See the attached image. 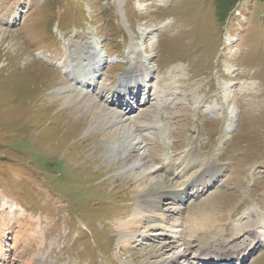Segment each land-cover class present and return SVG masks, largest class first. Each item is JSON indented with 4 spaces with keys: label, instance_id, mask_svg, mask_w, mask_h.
Instances as JSON below:
<instances>
[{
    "label": "rangeland",
    "instance_id": "rangeland-1",
    "mask_svg": "<svg viewBox=\"0 0 264 264\" xmlns=\"http://www.w3.org/2000/svg\"><path fill=\"white\" fill-rule=\"evenodd\" d=\"M75 48L89 54L82 67L98 65L85 94L105 108L108 136L89 133L80 101L51 100L77 84ZM134 61L151 88L120 118L125 146L108 149L120 100L109 107L99 86ZM142 172L179 188L201 172L217 180L180 214L149 197L161 208L122 226L145 212ZM193 214L211 225L157 255L163 218ZM185 249L162 264L239 249L241 264H264V0H0V264H159Z\"/></svg>",
    "mask_w": 264,
    "mask_h": 264
},
{
    "label": "bare ground",
    "instance_id": "bare-ground-1",
    "mask_svg": "<svg viewBox=\"0 0 264 264\" xmlns=\"http://www.w3.org/2000/svg\"><path fill=\"white\" fill-rule=\"evenodd\" d=\"M88 48L89 47L87 46V49ZM82 51L79 50L78 48L77 49L75 48L73 50V53L71 54V63L73 66H76L73 69L75 76H73L71 78V80L77 82V84H72L69 87L65 88L63 91L56 93V95H55L56 98L51 99V100H55V101L62 100L63 104L65 106H72V105H75L76 103H78V101H80L79 104H76V105H79V107H81V108L83 106L86 107V108H83V111H81V112L83 114L87 113L86 114L87 116H91L92 122L90 121L89 124L92 125V128H95V129L91 130L89 133L98 131V133L100 135H102L103 137L108 136V133L104 132L106 130V128H103V126L106 124L104 122H106V117H107V115H102L103 112H104V114L106 113L105 108L102 109L101 107H99L98 104H96L94 102L95 96L91 95L88 97L87 94H85L86 91L88 92V89L95 88L97 85V81L95 80V78L90 76V75H87L85 73L92 69L91 71L95 72L94 76H97V78H98V76L100 75V72H97V70H96L98 68V65L95 67L91 66V65H89V67H82L81 64L83 63V61H85L89 57V54L87 52H84L83 49H82ZM134 62L136 63V61H134ZM95 65H96V63H95ZM145 65H146V61H145ZM37 66H39L40 68H43L40 65H37ZM142 67H143V64L136 63L134 65L131 62V64L128 66L127 70L122 75L123 78L121 79V77H120L121 80L119 79L120 81L118 80L119 82L112 88L111 87L109 88L108 86L106 87L105 81H103V84L100 83V85L102 84L101 86H99V88L101 89V91H100L101 93H99L97 95V97L99 96L102 99V97H104V93H106V95L109 94V96H106L107 99L105 100L106 103H108V105L113 103L114 100L123 101V102L119 101V106H118L119 110L118 111H112L111 110L114 115L115 114L118 115L116 118L119 117V120L117 122L122 123V124L118 125L122 129V132L117 133L114 131L113 132L110 131L111 135H110L109 139H106L108 141L107 142L108 143V146H107L108 149H111L113 147L119 148L120 146H122V147L125 146L123 144H120V141L123 140L125 142L124 139L127 138L128 133H124V129L126 126H125V124L123 125V121H121L120 118H124L125 116H128V114L132 113L134 111V109L136 108V104L139 101L140 96L144 94L143 92L146 91L148 93L149 88H151L150 85L148 84L149 80H147V79H149L147 76L150 75V73H147V72H146V74L143 73V76H141V77H138L139 75L136 76L137 73H139L142 70ZM144 77H147V79H145ZM107 90H109V91L106 92ZM134 90L137 92L136 95H133V94H135V92L133 93ZM154 91H156V90H154ZM90 93H92V92H90ZM153 98H154V95L149 93L148 100L153 99ZM145 100L146 101H144V103L145 104L148 103L147 99H145ZM140 103H142V100ZM109 107H110V105H109ZM125 119L127 120L128 117H126ZM71 121H72V119H71ZM84 127H85V125H84ZM136 128H138V127H136ZM134 147L135 146H133V149H135ZM129 155L130 154H128V156ZM124 159H125L124 156L120 157L119 161H122ZM117 162L118 161H116V163ZM173 168H175V166L167 169V171L169 172V174H171V176L174 175V172H175V169H173ZM220 173H221V171L219 172V174ZM204 175H205V172L199 173V175H197L199 177L198 179L195 178V179H192V181L190 180L186 183H183V185L180 188L178 186H176V183H173V181L170 180L168 177L162 176V175H160V176H158V175L148 176V174H146L145 172H142L136 177V179H134L135 177L134 178L132 177V180H135L134 181L135 185H134L133 190H134V192H138L141 194V199L143 201V202H141L143 204L141 209L143 210V208H144L146 214H144L145 213L144 212L142 216L139 215V218L134 215L132 218L129 219L130 222H129V220L125 221V224L122 223V226H128L129 228L134 227L137 223L140 222V217L142 219V218L148 216L150 210H147V209L152 208L153 210L154 209L159 210V208H161L158 206L156 201L153 202V204H151L150 207H148V201H149L148 198L149 197H152L153 199L159 198V199L168 200L169 203L175 205L173 210H172V213L176 212V213L180 214V212L182 211L183 203L188 201L190 196H195V195L199 194V192L201 190H203L205 187L212 185L217 180L216 175L210 174L211 176H214L216 179L214 180V178L212 177L214 182L210 183V185H208L209 184L208 182H212V181L211 180L206 181V180L210 179L209 174L205 175V176ZM191 187H195V189L193 191L192 190L190 191ZM135 214H136V212H135ZM139 214H141V213L139 212ZM163 220L166 223H169L168 227H167L169 230L167 228H165L164 230H162L164 233H159L156 235L153 234L155 238L159 237V240L163 239L162 242H160L157 249L155 250L157 255H162L164 253V249H166L167 247H171L172 243L174 244V242H177V241L178 242L185 241L189 236H192L195 232L194 231L195 230L194 229L195 224H198L196 226L200 227V228L201 227L202 228L207 227L210 224L207 222V220L201 218L200 216L198 217V215H194V214L187 216L186 218L182 219L180 222L178 220H168L167 217H164ZM200 221H202V222H200ZM153 229L157 230V228H153ZM153 231H155V230H153ZM170 231L178 233V238L176 237L177 238L176 241L174 240L173 235L167 233ZM160 235L163 238H161ZM214 247L215 246H213L212 243H210L209 247L207 249H204L203 251H206L209 249H214ZM226 252H228V251L222 252V254L216 253L217 255L214 256L212 258V260L220 261L222 259L227 258L229 255ZM242 252H244V251H242ZM232 253H236L237 256L239 254H242L240 249L233 251ZM186 255H187V249H185L181 254H176L172 258H165V259L158 261V262H159V264H162V262H164V263L165 262H178L179 257L185 258ZM237 256L235 258L236 261L238 260ZM242 257H244V255ZM206 260L208 261L209 259H206Z\"/></svg>",
    "mask_w": 264,
    "mask_h": 264
}]
</instances>
